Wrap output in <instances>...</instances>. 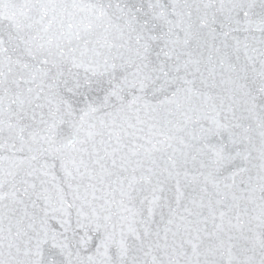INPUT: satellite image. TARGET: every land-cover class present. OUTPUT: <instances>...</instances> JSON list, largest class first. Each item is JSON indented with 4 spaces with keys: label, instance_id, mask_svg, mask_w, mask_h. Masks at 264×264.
Listing matches in <instances>:
<instances>
[{
    "label": "snow or ice",
    "instance_id": "snow-or-ice-1",
    "mask_svg": "<svg viewBox=\"0 0 264 264\" xmlns=\"http://www.w3.org/2000/svg\"><path fill=\"white\" fill-rule=\"evenodd\" d=\"M0 264H264V0H0Z\"/></svg>",
    "mask_w": 264,
    "mask_h": 264
}]
</instances>
